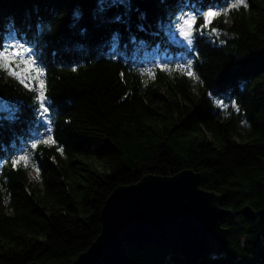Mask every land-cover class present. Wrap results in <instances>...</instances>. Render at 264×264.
Segmentation results:
<instances>
[{
  "label": "trees",
  "instance_id": "obj_1",
  "mask_svg": "<svg viewBox=\"0 0 264 264\" xmlns=\"http://www.w3.org/2000/svg\"><path fill=\"white\" fill-rule=\"evenodd\" d=\"M237 2L0 0V50H26L35 73L26 85L0 66V264H71L116 187L185 169L234 212L225 250L196 264H264V215L239 213L264 208V0ZM186 14L190 47L171 37ZM126 252L179 264L169 248Z\"/></svg>",
  "mask_w": 264,
  "mask_h": 264
},
{
  "label": "water",
  "instance_id": "obj_2",
  "mask_svg": "<svg viewBox=\"0 0 264 264\" xmlns=\"http://www.w3.org/2000/svg\"><path fill=\"white\" fill-rule=\"evenodd\" d=\"M239 213L254 219L264 215V208L244 205ZM232 214L222 207L220 195L199 187V174L191 169L147 175L112 191L101 210L100 233L71 264H144L127 255L128 245L169 248L179 264H196L210 252L225 250L221 220ZM260 250L264 254V247Z\"/></svg>",
  "mask_w": 264,
  "mask_h": 264
},
{
  "label": "snow or ice",
  "instance_id": "obj_3",
  "mask_svg": "<svg viewBox=\"0 0 264 264\" xmlns=\"http://www.w3.org/2000/svg\"><path fill=\"white\" fill-rule=\"evenodd\" d=\"M244 5L247 6L245 4V0H238L237 3L232 4L231 7L235 8L238 7L239 5ZM221 13L219 11H213V10H209L206 13L203 14V19H204V25H202L203 27H206L207 25L211 24L213 18H215L216 16L220 15ZM195 23V17H192L190 19H187L184 21V25L188 26V30H185L182 26V30H181V35L184 37H190L192 34V26ZM213 31H215V29H213ZM20 60L25 66L20 69L19 71H17L15 68L12 67L13 63L15 61ZM0 61H2V65L5 68H7L9 70V74L10 75H14V76H20L23 73H29L31 71V67L32 65L29 64V62L27 60H22V50H9V49H4V50H0ZM34 64V62H33ZM17 67H19V65H17ZM189 76H192L193 73L191 71H188L187 73ZM41 86H42V82H41ZM41 100L44 99L43 93L40 94L39 97ZM41 108H43L44 112H47L48 109L44 107L43 104H41ZM45 144L48 143H55V141L53 140L52 137H48L47 139H45L44 141H42ZM37 145L33 144L32 147L35 148ZM29 158L27 156H21L19 157V159H17L16 161H14V165H18L20 164L21 161H27ZM37 173L39 174V169L37 168Z\"/></svg>",
  "mask_w": 264,
  "mask_h": 264
},
{
  "label": "rangeland",
  "instance_id": "obj_4",
  "mask_svg": "<svg viewBox=\"0 0 264 264\" xmlns=\"http://www.w3.org/2000/svg\"><path fill=\"white\" fill-rule=\"evenodd\" d=\"M193 16H191L190 14H186L184 16H182L180 18V20L176 23L175 25V28L174 30L171 31V37L172 39H174L175 41H177V43H180V44H183L187 47H190V43H191V36L190 37H184L181 35V30H182V26L185 30H188V26L187 25H184V21L187 20V19H190L192 18ZM192 31V29H191ZM7 49L9 50H12V49H15V50H22V60H27L29 62L30 65H32L31 67V71L29 73H23L22 75L20 76H14V75H10L9 74V70L3 66L6 72L20 80V81H23L26 85L28 84H31L33 82V78H34V69H33V62L32 60L30 59V57L28 56V53L26 50L22 49V48H19L17 46H12V47H8ZM162 59H165L164 56H162L161 54L157 55V56H154V55H146L144 59H141L139 61V64L142 66V68H144L145 70H150L151 67L154 66V64H156L157 62L159 63L160 60ZM2 61H0V65H2ZM17 65H19V67H17ZM25 65L20 61H15L12 65L13 68H15L17 71H19L20 69H22ZM7 104L3 102V104L1 105V108L4 109H9L7 106ZM29 176L32 180L35 179V173L33 171H29Z\"/></svg>",
  "mask_w": 264,
  "mask_h": 264
}]
</instances>
